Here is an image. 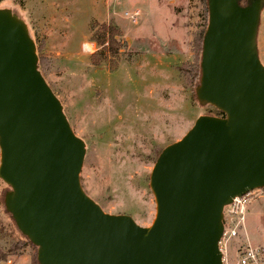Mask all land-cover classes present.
<instances>
[{"label": "water", "instance_id": "95a60500", "mask_svg": "<svg viewBox=\"0 0 264 264\" xmlns=\"http://www.w3.org/2000/svg\"><path fill=\"white\" fill-rule=\"evenodd\" d=\"M264 0H207L200 116L158 155L148 227L105 214L83 192L85 148L38 70L35 45L0 10V180L5 211L38 264H223V209L264 189V67L257 33Z\"/></svg>", "mask_w": 264, "mask_h": 264}, {"label": "rangeland", "instance_id": "374dc122", "mask_svg": "<svg viewBox=\"0 0 264 264\" xmlns=\"http://www.w3.org/2000/svg\"><path fill=\"white\" fill-rule=\"evenodd\" d=\"M0 10L26 27L37 59L45 60L41 75L84 143L83 192L105 214L148 227L155 214L149 176L158 155L198 117L214 115L180 74L181 65L200 61L193 44L207 26V0H0ZM103 24L119 31L121 49L93 66L90 56L101 50L92 36ZM4 190L0 180V198ZM251 198L244 226L227 248L228 264L236 263L240 244L264 246V189ZM0 227L6 230L0 246L18 238L3 206ZM34 255L28 246L0 264H31Z\"/></svg>", "mask_w": 264, "mask_h": 264}, {"label": "trees", "instance_id": "16d2710c", "mask_svg": "<svg viewBox=\"0 0 264 264\" xmlns=\"http://www.w3.org/2000/svg\"><path fill=\"white\" fill-rule=\"evenodd\" d=\"M204 9L206 12L205 6H204ZM99 30H100L99 32L95 33L94 36H92L93 42H95L100 47V50H101V51H97L93 53L90 56V63L93 66H99V64L103 60L106 53H109L110 55L115 56L118 53V51L121 49V42L119 40V38L121 37V34L115 27H109L103 24L100 26ZM203 33H201V36L199 37L198 41L193 44L194 47L197 48L199 51L201 50L200 48H201V40H202ZM37 51L38 52L40 51L39 48H37ZM199 62H200L199 59L196 57L193 63H189L187 65L184 64V65H181L180 67L181 68L180 74H181L183 81L187 83L191 88L196 87L199 82V77H200ZM38 70L40 71L42 75L44 72H46L45 71L46 70L45 60L43 59L41 55H38ZM213 112H214L213 116H216V117L223 116L222 113L218 112L214 108H213ZM6 192L7 190L6 191L4 190L3 195L0 198V206H3L4 214L10 217V215L5 211L4 204H3V198ZM0 232L4 233L6 232V230L0 227ZM9 232L12 233L13 231L9 230ZM17 233H18L17 239L12 238L10 242H7L5 245L0 246V263L5 262L8 256H19L20 252H22L28 246L32 248L33 250H36V248L33 247L18 231ZM31 264H38L36 260V255L33 256Z\"/></svg>", "mask_w": 264, "mask_h": 264}, {"label": "built area", "instance_id": "2783aa9c", "mask_svg": "<svg viewBox=\"0 0 264 264\" xmlns=\"http://www.w3.org/2000/svg\"><path fill=\"white\" fill-rule=\"evenodd\" d=\"M135 15L137 14H133L130 18ZM252 194L253 192L241 198H234L231 204L223 209V232L219 241L223 264H228L227 248L233 239L238 237L240 229L244 226L246 207L252 200ZM235 256V264H264V246L252 247L248 243L240 244Z\"/></svg>", "mask_w": 264, "mask_h": 264}, {"label": "crops", "instance_id": "0c3cea01", "mask_svg": "<svg viewBox=\"0 0 264 264\" xmlns=\"http://www.w3.org/2000/svg\"><path fill=\"white\" fill-rule=\"evenodd\" d=\"M257 50L260 63L264 67V21L260 16V24L257 33ZM20 260L29 262L26 258H19ZM30 264V263H29Z\"/></svg>", "mask_w": 264, "mask_h": 264}]
</instances>
